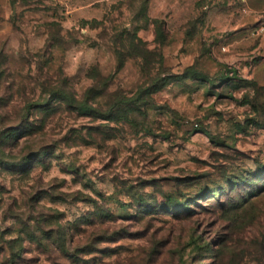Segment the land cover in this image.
Wrapping results in <instances>:
<instances>
[{"label": "rangeland", "instance_id": "374dc122", "mask_svg": "<svg viewBox=\"0 0 264 264\" xmlns=\"http://www.w3.org/2000/svg\"><path fill=\"white\" fill-rule=\"evenodd\" d=\"M0 264H264V0H0Z\"/></svg>", "mask_w": 264, "mask_h": 264}, {"label": "trees", "instance_id": "16d2710c", "mask_svg": "<svg viewBox=\"0 0 264 264\" xmlns=\"http://www.w3.org/2000/svg\"><path fill=\"white\" fill-rule=\"evenodd\" d=\"M14 165H27L29 164V155H19L15 161H12ZM59 230L55 231H45L43 233V241H38V246L42 247L49 255H54V259L59 258V259H65V260H71L72 262H75L79 259L80 255H87L91 251H89L88 246H79V242L76 243L74 247L71 248L69 251L66 248V244L64 241V238L60 233H58ZM21 239H18L19 241ZM16 241V242H17ZM15 242V243H16ZM8 248L10 250H13V247L11 244H8ZM18 253V252H17ZM15 254V253H14ZM12 253V256H14ZM18 255V254H16ZM75 260V261H74Z\"/></svg>", "mask_w": 264, "mask_h": 264}]
</instances>
